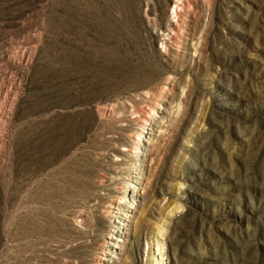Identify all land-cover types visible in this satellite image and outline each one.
I'll return each mask as SVG.
<instances>
[{"label":"rangeland","instance_id":"1","mask_svg":"<svg viewBox=\"0 0 264 264\" xmlns=\"http://www.w3.org/2000/svg\"><path fill=\"white\" fill-rule=\"evenodd\" d=\"M0 264H264V0H0Z\"/></svg>","mask_w":264,"mask_h":264},{"label":"bare ground","instance_id":"2","mask_svg":"<svg viewBox=\"0 0 264 264\" xmlns=\"http://www.w3.org/2000/svg\"><path fill=\"white\" fill-rule=\"evenodd\" d=\"M103 108V107H102ZM138 152V151H137ZM140 153V152H139ZM131 171V170H130ZM129 172V171H128ZM134 176H132V174L130 175V178H133ZM137 182V181H136ZM139 183V182H138ZM121 202H123L124 203V201H121ZM131 209H129V214L128 215H126L127 217L126 218H128L129 219V217L131 218L133 215V213L136 211V208L134 207V206H131L130 207ZM128 221H130V220H128ZM118 223L120 224L118 227H117V231H118V233H121L122 235H124V236H127L129 233H130V231H129V224L130 223H123V222H121V221H118ZM125 240V239H124ZM120 241H122V240H120ZM119 247H121V246H119Z\"/></svg>","mask_w":264,"mask_h":264}]
</instances>
